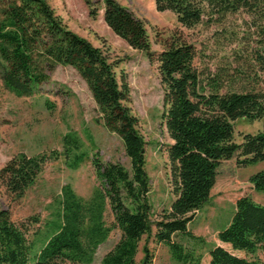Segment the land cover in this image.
I'll return each instance as SVG.
<instances>
[{
  "label": "trees",
  "instance_id": "obj_1",
  "mask_svg": "<svg viewBox=\"0 0 264 264\" xmlns=\"http://www.w3.org/2000/svg\"><path fill=\"white\" fill-rule=\"evenodd\" d=\"M153 1L157 11H172L186 28L200 23L205 14L240 9L256 13L263 20L264 33V0ZM103 3L106 25L130 47L157 61L163 91L161 118L172 141L166 145V153L173 198L153 220L146 142L129 106L126 75H118L104 50L72 31L47 0H14L0 18V78L5 88L16 96H29L48 81L57 64L72 66L86 82L102 124L121 139L130 169L119 162L103 163L96 153L90 158L79 137L66 133L62 137L65 165L75 169L90 158L99 186L89 198L77 195L68 183L62 186L53 212L54 230L33 256L27 228L14 223L9 211L0 208V264H29L31 260L33 264H90L111 230L104 219L107 207L120 238L100 264H136L139 243L151 234L181 264H260L256 252H264V204L248 195L236 197L234 213L218 231V242L206 250L205 259L203 253L187 249L173 238L180 234L203 243L188 224L197 202L210 190L213 171L223 160L235 157L237 166L264 160V90L226 91L216 98V114L202 113L205 88L217 94L219 79L212 77L203 85L194 66V46L176 42L153 57L145 21L116 0ZM89 12L96 14L94 8ZM260 42L256 61L264 70V37ZM222 117L261 120L262 128L244 133L240 144L224 145L228 124ZM249 181L264 193V169L250 175ZM142 253L139 264H154L146 244Z\"/></svg>",
  "mask_w": 264,
  "mask_h": 264
},
{
  "label": "rangeland",
  "instance_id": "obj_2",
  "mask_svg": "<svg viewBox=\"0 0 264 264\" xmlns=\"http://www.w3.org/2000/svg\"><path fill=\"white\" fill-rule=\"evenodd\" d=\"M47 1L72 31L104 50L118 75H126L129 106L138 118V129L146 142L145 167L155 220L173 198L166 153V145L172 141L161 118L163 91L157 61L130 47L106 25L103 0ZM116 1L145 21L153 57L176 42L186 41L194 46V66L200 72L203 85L212 77L219 79L217 94L205 85L202 113L216 114V98L226 91L264 90V70H260L256 61L262 47L260 39L264 37L263 20L256 13L240 9L205 14L200 23L186 28L172 11H157L153 0ZM13 3L14 0H0V18ZM91 8L96 10L94 16L90 15ZM222 120L228 124L223 139L228 146L240 144L244 133H255L262 128L261 120L223 117ZM68 132L79 137L82 149L90 158L96 153L103 163L119 162L130 169L121 139L102 124L86 82L72 66L57 64L49 72L48 81L29 96H16L5 88L0 78V208L9 211L14 223L27 228L32 256L54 230L53 212L62 186L70 184L83 198L92 196L99 186L90 158L75 169L65 165L62 137ZM261 169H264V160L240 166L236 165L235 157L223 160L213 171L210 190L197 202L188 224L190 232L201 237L203 243L180 234L173 239L187 249L203 253L205 259L206 250L218 242V231L230 221L237 196L248 195L264 204V193L256 191L249 181L250 175ZM104 219L111 230L97 247L90 264H100L102 256L120 238L109 207ZM144 244L152 252L154 264H181L152 234L140 241L136 264L143 256ZM256 256L264 264V252L258 251Z\"/></svg>",
  "mask_w": 264,
  "mask_h": 264
}]
</instances>
